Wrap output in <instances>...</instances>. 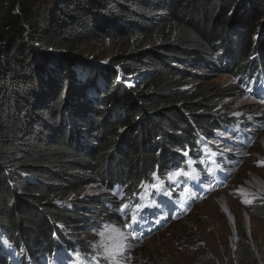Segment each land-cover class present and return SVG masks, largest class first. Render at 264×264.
Returning a JSON list of instances; mask_svg holds the SVG:
<instances>
[{"label":"trees","instance_id":"obj_1","mask_svg":"<svg viewBox=\"0 0 264 264\" xmlns=\"http://www.w3.org/2000/svg\"><path fill=\"white\" fill-rule=\"evenodd\" d=\"M103 41L125 52L94 75L59 56ZM201 66L264 74V0H0V231L19 264H65L55 232L92 264L86 241L54 224L95 226L94 203L128 223L139 207L160 211L169 174L203 156L198 132L222 127L215 98L192 86ZM95 183L112 198L82 199ZM256 213L264 227V203ZM259 247L241 237L201 264L264 262ZM0 264H13L1 245Z\"/></svg>","mask_w":264,"mask_h":264},{"label":"rangeland","instance_id":"obj_2","mask_svg":"<svg viewBox=\"0 0 264 264\" xmlns=\"http://www.w3.org/2000/svg\"><path fill=\"white\" fill-rule=\"evenodd\" d=\"M124 52L117 45L103 41L63 51L59 56L87 65L92 69L88 72L94 75L93 70L106 69L113 57ZM193 72L198 78L192 86H199L215 98L211 109L225 125L212 133L210 141L203 140L214 148L209 156L213 165L206 170L199 169L196 160L188 164L184 170L188 175L177 178L178 185L167 191L171 196L178 186L179 194L172 200V206L177 210V202L181 201L187 204V210L172 212L165 222L156 218L152 222L129 224L125 220L126 209L110 204L102 209L99 203H94L85 214L96 225H86L80 230L71 228L69 232L86 241L91 256L101 264H201L213 255L233 254L241 237L253 247L258 241L257 252L264 254V227L256 213L257 207L264 203V94L244 91L237 83L249 89L253 85L231 74L216 76L204 66ZM132 80H127L128 84H133ZM235 132L243 137L235 138ZM214 167L219 172H214ZM95 184L85 186L88 191L82 199L86 202L95 197L104 199L109 194ZM107 197L112 198L111 194ZM162 204L167 202L164 200ZM139 210L134 212L136 217ZM110 232L114 234L113 243L123 237L124 246L113 248ZM14 254L10 252L11 257ZM257 259L253 264H264L260 255Z\"/></svg>","mask_w":264,"mask_h":264},{"label":"snow or ice","instance_id":"obj_3","mask_svg":"<svg viewBox=\"0 0 264 264\" xmlns=\"http://www.w3.org/2000/svg\"><path fill=\"white\" fill-rule=\"evenodd\" d=\"M187 175H188V173H185L183 170H176L174 173L169 174V180L175 182L177 180V178H179L181 176H187ZM154 188L157 190H160V185L159 184L154 185ZM165 194L167 195L168 193H165ZM245 202L250 203L251 201H245ZM138 210H139V208H138ZM132 221H133V223L137 222V217H136L135 213H133V215H132ZM101 235H103V233H101ZM0 242H2L5 246L10 247L9 241L6 238H2V240H0ZM78 259L79 258L77 257V261H78Z\"/></svg>","mask_w":264,"mask_h":264},{"label":"bare ground","instance_id":"obj_4","mask_svg":"<svg viewBox=\"0 0 264 264\" xmlns=\"http://www.w3.org/2000/svg\"><path fill=\"white\" fill-rule=\"evenodd\" d=\"M239 86H241L240 84H238ZM244 91H246V92H249L248 90H246L245 88H244ZM109 232V231H108ZM111 233V232H110ZM112 236H114V234L113 233H111L110 235L108 234V237L110 238V240H109V242H110V244L112 245V247L113 248H116V247H118V246H124V241H123V237L121 238V237H117L118 238V240H120L118 243H113V241H112ZM107 237V236H106ZM105 237V238H106ZM116 238V237H115ZM109 244V245H110ZM109 247H111V246H109ZM112 252V251H111Z\"/></svg>","mask_w":264,"mask_h":264}]
</instances>
